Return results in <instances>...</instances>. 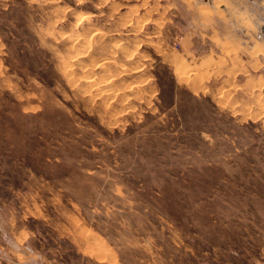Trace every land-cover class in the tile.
<instances>
[{"label":"rangeland","instance_id":"1","mask_svg":"<svg viewBox=\"0 0 264 264\" xmlns=\"http://www.w3.org/2000/svg\"><path fill=\"white\" fill-rule=\"evenodd\" d=\"M0 264H264V0H0Z\"/></svg>","mask_w":264,"mask_h":264},{"label":"bare ground","instance_id":"2","mask_svg":"<svg viewBox=\"0 0 264 264\" xmlns=\"http://www.w3.org/2000/svg\"><path fill=\"white\" fill-rule=\"evenodd\" d=\"M108 4V3H107ZM85 17V16H84ZM86 18V17H85ZM86 19H88V18H86ZM83 20V19H82ZM85 20V19H84ZM83 22V21H82ZM118 44V43H117ZM135 50V49H134ZM119 52V51H118ZM104 92V91H103ZM101 93V92H100ZM99 94V93H98ZM100 95V94H99ZM105 96V95H104ZM110 96V95H109Z\"/></svg>","mask_w":264,"mask_h":264}]
</instances>
